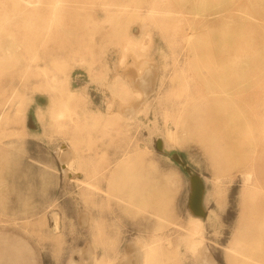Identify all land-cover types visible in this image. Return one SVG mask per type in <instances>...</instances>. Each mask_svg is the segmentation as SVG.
<instances>
[{
  "label": "rangeland",
  "instance_id": "obj_1",
  "mask_svg": "<svg viewBox=\"0 0 264 264\" xmlns=\"http://www.w3.org/2000/svg\"><path fill=\"white\" fill-rule=\"evenodd\" d=\"M32 1L0 0V264H264V0Z\"/></svg>",
  "mask_w": 264,
  "mask_h": 264
},
{
  "label": "bare ground",
  "instance_id": "obj_2",
  "mask_svg": "<svg viewBox=\"0 0 264 264\" xmlns=\"http://www.w3.org/2000/svg\"><path fill=\"white\" fill-rule=\"evenodd\" d=\"M22 1L25 4H31V3L35 2V1H32V0H22ZM148 13H153V11L149 10ZM135 77H137V76L135 75L134 78ZM136 84L141 89L139 91L140 92L143 91L145 93V95L150 90H152V88L150 87V84H149V81H148V77L147 76L139 75L138 76V81H136ZM142 94L143 93L141 92V95ZM136 103H137V101H136ZM134 104H131V105L126 106V112L128 111L131 114L134 111V108H135L134 107ZM0 116H1V114H0ZM60 149L62 150V151H60V154H61L60 155V157H61V165H62L63 169L65 170L67 168L66 166H68V164H67L68 163V160H66L67 159V157H66L67 156V152H66V148H65L64 145H62L60 147ZM192 186H193V190H194V188L196 187V182L195 181H193ZM196 204H197L196 199L195 198H192L190 200V206L192 207V210H194V213H193L194 215L191 216V219H190V221H188L187 227H186V230H187L188 234H190V235H193L195 233H198L200 231V229L202 228V226H203V223L201 221V213L200 212H196V210H195V209L198 208L196 206ZM246 227H247V224H243L239 228V230L236 231V233L233 235L232 239L229 242L228 250H231L233 253H236V254H243V253L246 252V249L244 248V245L241 246V242H244V239H242L241 237H239V232L245 231V229H247ZM144 257H145V254H144ZM200 257H201V261H200L201 264H213V261L211 260V258L207 254V252H205L204 250L203 251L202 250L200 251ZM142 262H143V259H142ZM124 264H141V257L137 256V254H134V255L131 254L127 258V260H125V263Z\"/></svg>",
  "mask_w": 264,
  "mask_h": 264
}]
</instances>
